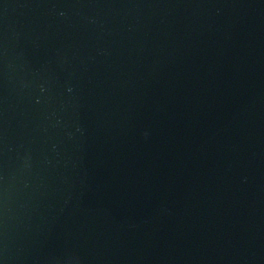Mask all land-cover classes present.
<instances>
[{
	"label": "water",
	"instance_id": "water-1",
	"mask_svg": "<svg viewBox=\"0 0 264 264\" xmlns=\"http://www.w3.org/2000/svg\"><path fill=\"white\" fill-rule=\"evenodd\" d=\"M0 264H264V0H0Z\"/></svg>",
	"mask_w": 264,
	"mask_h": 264
}]
</instances>
